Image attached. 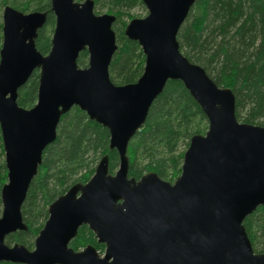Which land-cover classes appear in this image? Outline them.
<instances>
[{"label": "water", "instance_id": "1", "mask_svg": "<svg viewBox=\"0 0 264 264\" xmlns=\"http://www.w3.org/2000/svg\"><path fill=\"white\" fill-rule=\"evenodd\" d=\"M55 18L51 48L41 55L35 40L46 12H2L0 136L7 181L0 190V264H264L243 221L264 205V127L239 123L228 88L179 50L178 31L197 0H142L143 18L130 20L124 36L137 42L144 68L135 83L114 85L108 68L117 49L115 16L97 15L93 1L48 0ZM87 52V65H77ZM38 70L35 105L17 104L18 90ZM168 81H180L205 115L208 127L194 135L171 184L150 172L128 177L127 147L145 123L152 102ZM73 107L109 132L118 169L108 157L84 184L76 183L47 209L32 250L5 238L26 231L21 207L54 142L63 115ZM81 226L93 246L69 248Z\"/></svg>", "mask_w": 264, "mask_h": 264}, {"label": "trees", "instance_id": "2", "mask_svg": "<svg viewBox=\"0 0 264 264\" xmlns=\"http://www.w3.org/2000/svg\"><path fill=\"white\" fill-rule=\"evenodd\" d=\"M83 2L85 0H74ZM93 11L105 10L115 16L112 29L117 49L108 73L114 85L135 83L144 68V55L137 42L123 32L134 17L129 12L144 8L142 0H92ZM11 7L22 13L46 12V23L39 30L35 47L41 55L51 48L55 18L48 0H0V48L2 44V12ZM177 42L180 52L193 64L204 69L218 86L231 90L235 100V116L239 123L264 127V0H197L181 25ZM88 54H79L77 65L86 67ZM39 72L35 70L18 90L17 104L32 108L37 99ZM208 122L180 81H168L152 102L142 128L127 147L128 177L139 180L153 172L161 180L173 183L180 175L183 155L194 135H203ZM108 157V171L114 174L119 159L109 150V132L89 120L73 107L63 115L56 138L42 154V161L32 179L21 207L26 231L5 238V244H19L28 250L48 218V206L76 183H86L94 174L101 158ZM7 181L4 152L0 136V190ZM0 201V215H1ZM245 232L255 254H264V205L243 221ZM93 246L100 255L104 245L98 244L87 226H81L69 248L81 251ZM11 264V263H1Z\"/></svg>", "mask_w": 264, "mask_h": 264}, {"label": "rangeland", "instance_id": "3", "mask_svg": "<svg viewBox=\"0 0 264 264\" xmlns=\"http://www.w3.org/2000/svg\"><path fill=\"white\" fill-rule=\"evenodd\" d=\"M96 13H98V15L107 14L105 10H101V11L96 10ZM128 14H129V16H132L134 18H143L147 15V11H146L145 7L143 9L141 7H135ZM124 21L126 23L129 22V20L127 18H124ZM85 62H86L85 64L87 65V60H85Z\"/></svg>", "mask_w": 264, "mask_h": 264}]
</instances>
